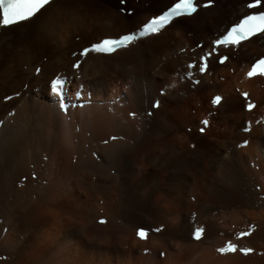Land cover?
Returning <instances> with one entry per match:
<instances>
[{"label": "bare ground", "instance_id": "obj_1", "mask_svg": "<svg viewBox=\"0 0 264 264\" xmlns=\"http://www.w3.org/2000/svg\"><path fill=\"white\" fill-rule=\"evenodd\" d=\"M120 1L54 0L48 12L35 24L13 26L11 29H2L0 33V52L6 49L15 50L22 63L31 65L30 69L36 71L41 68L40 76L33 74V77H28V73L23 70V78L32 79L31 82L39 89V96L46 100L51 111L57 115L61 114L58 97L51 91L46 93L44 90L50 70L56 73L50 81L59 73L67 78L64 91L68 101L76 105H86L83 108H70L69 114L65 116L67 120L71 118V121H67L64 126L63 142L54 143L52 152L44 155V169L41 166L36 168L40 180L61 176L66 182H71V186L76 181L79 192L84 193L86 188H89L93 189L94 193L101 190L110 194L122 188L120 182L123 176L126 178L125 173L140 176L146 169H151V173L162 171L168 174V170L174 167L171 161L180 160L186 173L185 179L181 178L183 182L176 181L170 185L169 174H166L161 185L158 177L153 174L154 180H151L150 186H145L146 228H154L157 224L166 225V229L159 234L151 233L147 243L133 241L130 249L132 262L139 260L141 264H264V110L261 107L264 104V78L250 80L246 77L251 64L264 57V37H254L238 49H224L230 56L229 61L220 65L213 59L209 72L203 76L198 69L199 57L209 50L215 38L249 11L246 4L250 0H215L213 8L202 9L197 18L179 19L159 37H146L130 50L120 51L113 56L91 54L84 60L82 68L74 71L73 63L81 58H73V52L103 37L118 36L135 30L153 15L166 10L173 2L126 0L125 6H122ZM125 8L132 13L122 14ZM121 26H124L125 30L118 29L120 32L113 33L115 28ZM91 29L105 33L88 43L74 47L79 33ZM31 36L45 38V48L49 50L46 56L50 57L43 67H39L42 59L32 53L33 49L22 45V42L28 41ZM198 44L203 45V48ZM197 46L198 48L193 50ZM36 59L38 61L31 64ZM190 63H195L197 68L188 69ZM113 72L127 74L125 80L121 81L122 86H117L115 90L111 89L112 86L108 88V82L105 81ZM189 72L193 73L191 80L187 77ZM223 78L225 82H222ZM194 79H199L201 83L194 85ZM81 85L83 100L71 98V91L77 93ZM244 91L249 93L257 105L251 113L246 111L243 97L240 95V92ZM161 92L164 94L161 95ZM216 95L223 97L219 106L211 103ZM156 100H159L161 105L158 110L152 107ZM192 106L197 110L195 113L193 110L186 111L187 108L192 109ZM149 111L154 113L152 117L148 116ZM131 112L137 113L135 121L127 118ZM157 119L162 123H156L160 125L156 128L151 123ZM205 119L209 121V127L205 135H201L198 130L202 126L201 121ZM248 121H251V131L244 133L243 129ZM0 122L3 124L0 125V264H13L18 249L20 253L24 252L28 243L27 237H38L37 219H49V215L53 213V200L48 196L46 200L31 202L32 204L20 201V193L24 188L18 187L20 183L16 181L18 177L26 176V173H18V156H12L14 140L19 136L18 128L9 126L7 117L1 118ZM78 126L80 133L77 132ZM189 128L192 133L187 132ZM112 136L121 139L112 141ZM147 138H150V142L144 143ZM105 140L108 143H105ZM185 140L195 144L193 151L183 149L181 145ZM245 140L248 142L247 147H238ZM134 142L140 148V151H137L139 154L135 153L137 157L126 159L127 163L124 167L122 165L125 170L116 173L113 170L114 175L108 174V177L103 178L102 170L99 171L98 168L104 169V165L110 163L112 154L122 147L131 146ZM84 155H88V158ZM8 156H11V160L6 161L5 157ZM55 165L58 167H54ZM89 176H96V181H92ZM40 182L38 187H34V182L31 181L27 187L48 193L47 187ZM43 187L45 190H42ZM11 199H14L13 203ZM62 199L65 197L62 196ZM57 212L60 213L59 210ZM194 224L206 229V239L202 243L191 241L189 238ZM253 225L255 231L251 236L241 240L235 239L238 233L250 230ZM110 229H114L112 217L108 220L106 228L100 230L108 233ZM42 231V238L50 237V230ZM119 238L121 237L115 239V244L122 253L123 248L118 245L125 243V239ZM105 239L108 240L106 237ZM229 239L240 247L253 248L254 252L249 256H243L239 252L219 255L215 249L224 246ZM145 249H148L146 257ZM161 252L165 254L164 261L161 260Z\"/></svg>", "mask_w": 264, "mask_h": 264}, {"label": "rangeland", "instance_id": "obj_2", "mask_svg": "<svg viewBox=\"0 0 264 264\" xmlns=\"http://www.w3.org/2000/svg\"><path fill=\"white\" fill-rule=\"evenodd\" d=\"M121 2L122 0L120 1V3ZM125 4L126 2L121 3L122 6H125ZM52 8H50V10ZM123 10H122V14H128V12H130L129 14L132 13L131 10H127L126 8ZM124 28H125L124 26L115 28L113 30V33H118L119 30H125ZM103 33L105 32L94 30V29L84 30L79 33V37L76 40L75 44L73 45L74 47H76L79 44L88 43L92 39L99 38L101 34ZM190 38H193V37L191 36ZM28 39H29L28 41L22 42V45L27 46L29 49H33L32 53L37 54L38 59L40 60L42 59V62H40L39 67H43V65L48 62L49 57H50V56L48 57L46 56L47 51L49 50L45 48L46 47L44 43L45 38L43 37L36 38V37L31 36ZM196 48H198V46L194 47L193 50H195ZM41 50H45V52H41ZM49 55H50V52H49ZM77 56L72 55L73 58ZM38 59L33 60L31 64L36 63ZM170 59L171 58H169V60ZM164 62L166 61L164 60ZM30 68H31V65L28 66L21 62V59L17 51L12 50V49H6V51L1 50L0 52V114H1L0 119L7 117L9 118V124H10L9 126L18 128L19 136L18 138L14 140L15 146L14 148H12V156L14 157L18 156V166H19L17 168L18 173H26L24 174L26 176L18 177L17 178L18 180L16 181L18 184L20 183L18 187L24 188L23 192L20 193V198H21L20 201L28 202L32 204V203H36L39 201L42 202L43 200H46L48 196H50V198H52L51 200H53V205H52L53 213L49 215L50 217L47 215L49 219L42 220V217L37 219L39 223V226L37 227L38 237H30V236L27 237L28 243L25 246L24 252L20 253L18 249V255L14 259L13 264H141L139 260H135V262H132L133 260L131 259L130 249L133 245V241L138 240L136 238L137 228L138 227L146 228L145 223L147 219H146L145 214L147 213L146 212L147 207H146V202H145L146 200L145 199L146 197V187L145 186L146 184L150 186L151 180H154L153 174H155L156 177H158V179L160 180L159 184L163 183L164 181L162 182V180L164 179L167 172L159 171V172L151 173L152 171L151 169H146V171L142 173V175L139 174L140 176H138L137 174H135L134 176L130 173H127V174L125 173L126 178L125 176H123V178L121 179L122 181L120 180L121 181L120 186H122V188L119 189L118 191L110 192V194L106 193L105 191L101 192V190H96V193H94L93 192L94 190L89 189V188H86L84 193L79 192L80 190L78 191V188L76 186V181L72 183V185L74 186L73 187L71 186V182H66V180L63 177L61 178V176L59 177L54 176L52 178H48V179L46 178V179L40 180V174L36 168L38 166H41L42 169L45 168L44 167L45 163H43L44 155L47 153L49 154L50 151L52 152V149H53L52 146H54V143L63 142L64 136H65V134L63 133L64 126L67 124V121L69 122L71 121V118L67 120V118L65 117L67 115L62 110L60 112L61 113L60 115H57L55 112L51 111V109L48 108L49 106L47 105L46 100L42 98L41 96H39V93H38L39 89L36 88V85H34L33 82H31L32 79L26 80L23 78L25 72L28 73L27 74L28 77L29 76L33 77V74L34 76H40L39 75L40 73H38V69H40V72H41V68H37L36 71H33ZM23 70H25V72ZM74 71H78V70H74ZM55 74H56L55 72H52L51 70L49 71V77L48 79H46L47 81L44 85V90L46 93H49L50 91L52 92L51 84L56 77H59V76L62 78L64 77V76H61V73H59V75L55 76V78L52 81H50L51 78ZM126 77H127V74L123 75L122 73L116 74V72H113L112 76H109V77L107 76L105 79V81L108 82L107 87L110 88L112 86L113 88L111 87V89L115 90L117 86H122L121 81L125 80ZM222 80H223L222 82H225L224 78ZM81 86H82L81 89H83V85ZM63 87L64 86L58 87V89L60 90V88H62L61 91H64ZM9 97H12V99L7 101V98ZM70 97L71 98L76 97L75 91H71ZM261 107L263 108L262 110H264V104H262ZM154 110H158V109H154ZM189 110H193V113L197 111L195 109V106H194V109H193V106H192V109H188V108L186 109V111H189ZM149 112H152V111H149ZM128 117L132 121H135L136 119V117L132 118L130 115H128L127 118ZM156 123L161 124L162 122L160 119H157L153 121L151 125L157 128L160 125ZM0 124H2V122H0ZM134 127L135 126H133V128ZM79 131H80V126H78V129H77L78 133H80ZM53 132H56V133H53ZM187 132L192 133V129L189 128ZM88 136L90 137V133L88 134ZM143 142L149 143L150 138L145 139ZM182 142L183 143L181 146L183 147L185 151H189V150L193 151L195 149V147H193V145L195 144L190 143V140H185ZM87 149H89V147H87ZM137 151H140V148L136 146L135 142L132 143L131 146L130 145L125 146V148L122 147L121 149H119V151L115 152L116 155L115 153L112 154V158L109 161L110 163H106L107 165L106 164H105L106 166L104 165V169L98 168L99 171L102 170L101 176L105 178V176L108 177V174L114 175L116 171L118 172L119 170L121 171L123 169L125 170V168L123 167L127 163V160H131L132 157L133 158L137 157V155L139 154V152ZM84 157L87 159L88 155L87 156L84 155ZM5 159L6 161L11 160V156L5 157ZM171 163L170 164L172 165V167L173 166L174 167L168 170L169 172L168 174L170 178V185L175 184L176 181L180 182L182 179H185L184 177H186L185 175L186 173L183 171L185 168L184 164H181L180 160L174 159V161L172 160ZM57 165H55L54 167H58ZM107 166L108 167L111 166V167L107 169L108 168ZM89 167L91 168V166H88V168ZM94 168H96V165L94 166ZM115 168L116 169L118 168V169L116 170ZM113 170L115 173L113 172ZM128 174L129 176H127ZM91 176H89V178H91L92 181L95 182L97 177L96 176L91 177ZM93 178H95V180ZM31 181L34 182V187H38V183L39 181H41L40 183L44 184L47 187L48 193L44 194V192H40V190L34 191V189L32 190L30 186L27 187L28 183ZM181 182H183V180ZM43 189L45 190V187H43L42 190ZM142 190H145V191H142ZM99 191L101 192V194ZM62 196L63 198L65 197V199L61 200ZM57 198L59 199V201ZM29 199H32V200L38 199V200L30 201ZM13 201L14 199H11L12 203ZM18 202H19V197H18ZM79 202L82 204H80ZM76 205H77L78 210H76ZM72 207L74 208L72 209ZM79 209H80V212H79ZM57 210H59L60 213L57 212ZM57 215H60V216H57ZM94 215H96L97 217H95ZM87 216H89V218H87ZM102 217H105V218H102ZM110 217H112L113 219L114 229H110L108 232L109 234H108L107 232L100 230V229L106 228ZM101 219L106 221V223L102 224L98 222ZM75 226H77V228ZM156 226L158 225L156 224ZM116 228L117 230H115ZM44 229L50 230V237L47 238L43 236L44 238H42V233L40 232H43L42 230ZM84 229L86 230V232ZM163 229L164 230L166 229V225H163ZM77 230L79 233L77 232ZM119 230H124V231H119ZM103 236L108 238V240H106L105 237ZM118 237H121L119 239H122V240L125 239V243L124 242H123L124 244L122 243L123 246L121 245V243H119L118 245L123 248L122 253L118 251L117 246L115 244L116 243L115 239H118ZM147 254L144 253V256L145 257L148 256ZM23 256L24 257L26 256V257L24 258ZM164 256L165 254L161 256V260L163 261L165 260Z\"/></svg>", "mask_w": 264, "mask_h": 264}, {"label": "snow or ice", "instance_id": "obj_3", "mask_svg": "<svg viewBox=\"0 0 264 264\" xmlns=\"http://www.w3.org/2000/svg\"><path fill=\"white\" fill-rule=\"evenodd\" d=\"M126 2V0H122ZM54 0H0V29H11L13 26H25L28 24H35L39 21L45 13L48 12L50 6H52ZM215 0H205L201 3L200 0H173V2L167 7L166 10L161 13L153 15L150 19H147L135 30H130L124 34L111 37H103L89 45L83 47L78 52H73V56H79L81 59L76 60L72 67L74 69L80 70L85 59L89 58L91 54H97L102 56H113L120 51L130 50L133 46L142 42L146 37H159L162 35L163 31L169 29L177 22L179 19H195L202 9L213 8ZM249 10L238 20L233 22L225 31L214 39L212 46L208 51L204 52L199 57V73L201 76L209 72L210 62L215 59L220 65H225L230 56L224 49H238L242 44L252 40L254 37H264V0H250L246 4ZM203 48V45H199ZM188 69H195L197 65L194 63L188 64ZM193 73H188V78L192 79ZM246 77L248 79H254L257 77L264 78V57L256 59L250 66L249 70L246 72ZM61 83L60 80H55L51 84V90L53 94L58 97V106L66 115L69 114L70 108L72 107H85L84 103L79 105L72 104L67 99V94L64 91L58 89V85ZM193 84L199 85L201 81L199 79L192 80ZM239 92V89H237ZM164 93H161L163 95ZM243 97L244 107L246 111L251 113L257 105L252 101L247 91L240 92ZM76 98L78 101L83 100V90L81 89L76 93ZM223 97L216 95L213 97L211 103L214 106L221 105ZM91 101V96L89 95V103ZM160 101L156 100L153 102L152 107L155 109L160 108ZM149 116L154 113H147ZM136 112H131L130 116L135 118ZM260 121H257L259 123ZM201 127L199 132L204 135L207 128L209 127L208 120L201 121ZM245 132L251 131V121L247 122V125L243 129ZM121 139L117 136H112L111 140L116 141ZM108 143L107 140L104 141ZM247 140L238 147H247ZM195 147V145H193ZM100 223H106L104 220H100ZM163 226H156L154 228L138 227L136 230V237L139 241L147 243L150 234H159L162 232ZM255 231V226L248 231L240 232L235 237L236 240L244 239L249 237ZM190 240L197 243H202L206 239V229L205 227L194 224L190 232ZM215 251L221 255L226 256L229 254L240 253L243 256H249L254 252L253 248L250 247H240L238 244L234 243L232 239H229L224 246L217 247ZM148 249H145V254H147ZM161 256L164 255L163 252L160 253ZM2 259V257H0Z\"/></svg>", "mask_w": 264, "mask_h": 264}]
</instances>
